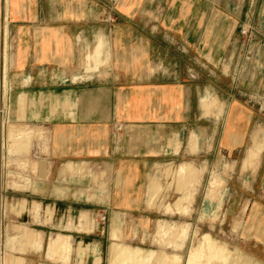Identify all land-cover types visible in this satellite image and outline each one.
I'll return each instance as SVG.
<instances>
[{
  "label": "crops",
  "instance_id": "0c3cea01",
  "mask_svg": "<svg viewBox=\"0 0 264 264\" xmlns=\"http://www.w3.org/2000/svg\"><path fill=\"white\" fill-rule=\"evenodd\" d=\"M199 4L7 0L14 29L15 86L7 89L18 112L13 117L25 132L46 139L32 142L38 166L28 185L48 202L47 223L40 216L37 224L55 237L46 249L48 258L55 256L51 264H105L104 228L88 229V204L108 219L106 240L115 239L113 220L122 233L131 219L133 224L145 216L178 214L165 211L175 188L168 189L173 175L164 171L184 164L195 169L201 156L209 161L215 155L217 118L210 109L205 114L202 103L215 95L217 71L232 74V34L241 22L216 6L201 19ZM92 49L100 63L88 68ZM228 97L229 111L219 120L221 148L232 154L248 137L252 112ZM117 125L121 130L113 135ZM263 133L264 128L252 131L241 171L255 174L259 165L264 170L262 156L254 173L245 164L249 150L264 143ZM91 233L99 241L86 242ZM123 233L135 238L133 230ZM38 251L26 247L21 259L39 264Z\"/></svg>",
  "mask_w": 264,
  "mask_h": 264
},
{
  "label": "rangeland",
  "instance_id": "374dc122",
  "mask_svg": "<svg viewBox=\"0 0 264 264\" xmlns=\"http://www.w3.org/2000/svg\"><path fill=\"white\" fill-rule=\"evenodd\" d=\"M214 6L241 22L232 34L230 50L235 52L231 60L232 74L217 71L215 95L210 93V101L206 98L202 103L205 114L210 109L217 118L216 153L209 161L201 156L195 169L184 164L164 171L168 177L173 175L168 189L175 188V193L168 190L170 195L165 211L168 215L178 214L145 216L142 220L137 219L134 225V219H131L124 229L135 231V238L123 233L124 229L121 233L119 223L113 220L111 230L117 238L110 235L111 240H106L109 221L104 215L98 217L88 204L85 215L88 229L97 225L104 228L100 240H103L105 264L264 262V170H260V165L257 169L259 159L254 164H247L253 173L257 169L255 174L241 171L245 152L252 146H249L252 131L264 128V0H200L201 19L205 11ZM8 21L7 18L4 23L6 71L3 91L0 88V264H25L21 258L25 257L22 253L26 247H38L39 264H51L55 256L48 258L46 249L55 237L47 225L37 224L41 223L38 222L40 216H44V224L47 223L48 202L39 199L45 193L38 194L36 189L32 194L31 185H28L38 166L36 157L31 154L32 142L38 136L44 143L46 139L39 133L33 137V132H25L13 117L18 112L11 105L7 89L15 86L14 29ZM86 57L88 68L90 65L95 68L100 63L94 49L88 51ZM106 62L105 59L100 65L106 68ZM221 63H225V59ZM228 95L252 112L248 137L240 151L232 154L224 153L221 148L224 145L223 122L219 120L229 111L232 100ZM261 156L262 161L264 152ZM182 166H188L189 170L181 171ZM159 192H163V188ZM33 206L37 209L31 210ZM97 237L91 233L85 241H99ZM68 241L71 253L72 243L69 238Z\"/></svg>",
  "mask_w": 264,
  "mask_h": 264
},
{
  "label": "bare ground",
  "instance_id": "6f19581e",
  "mask_svg": "<svg viewBox=\"0 0 264 264\" xmlns=\"http://www.w3.org/2000/svg\"><path fill=\"white\" fill-rule=\"evenodd\" d=\"M6 19H7V0H0V87H1V79L3 78V73L5 71V33H6L5 32V26H6V24H4V23L6 22ZM263 150H264V143L258 142L257 144H255L254 147L249 150V154H248V157L245 161V164L251 165L252 163L254 164L255 162H257L260 159L261 152ZM186 169L189 170V167H187ZM186 169H184V170H186ZM184 170L181 169V171H184ZM184 172H186V171H184ZM155 186H152V187H155ZM160 256H159V258H160ZM161 261H162V259H161Z\"/></svg>",
  "mask_w": 264,
  "mask_h": 264
},
{
  "label": "built area",
  "instance_id": "2783aa9c",
  "mask_svg": "<svg viewBox=\"0 0 264 264\" xmlns=\"http://www.w3.org/2000/svg\"><path fill=\"white\" fill-rule=\"evenodd\" d=\"M114 129H115V130H114V132H113V135L116 133V131L121 130V126H120V125H117V126H115Z\"/></svg>",
  "mask_w": 264,
  "mask_h": 264
}]
</instances>
